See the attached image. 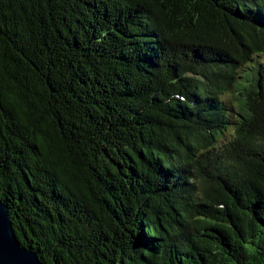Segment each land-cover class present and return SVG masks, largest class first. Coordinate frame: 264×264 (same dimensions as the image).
I'll return each instance as SVG.
<instances>
[{"label":"trees","instance_id":"16d2710c","mask_svg":"<svg viewBox=\"0 0 264 264\" xmlns=\"http://www.w3.org/2000/svg\"><path fill=\"white\" fill-rule=\"evenodd\" d=\"M0 199L45 264H264V0H0Z\"/></svg>","mask_w":264,"mask_h":264},{"label":"water","instance_id":"95a60500","mask_svg":"<svg viewBox=\"0 0 264 264\" xmlns=\"http://www.w3.org/2000/svg\"><path fill=\"white\" fill-rule=\"evenodd\" d=\"M0 264H45L15 233L8 206L0 199Z\"/></svg>","mask_w":264,"mask_h":264}]
</instances>
